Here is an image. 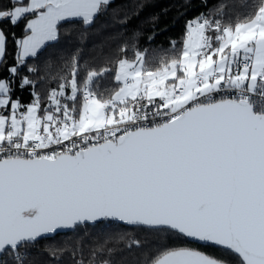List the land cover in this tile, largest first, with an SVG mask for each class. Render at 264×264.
I'll list each match as a JSON object with an SVG mask.
<instances>
[{"label": "snow or ice", "instance_id": "6c2138e0", "mask_svg": "<svg viewBox=\"0 0 264 264\" xmlns=\"http://www.w3.org/2000/svg\"><path fill=\"white\" fill-rule=\"evenodd\" d=\"M109 3L13 0L0 10L13 25L31 17L16 39L12 78H0V256L11 252L22 264L20 249L45 234L116 221L213 244L238 264H264V0L234 25L203 15L189 21L182 50L155 70L146 50L119 59L108 96L95 82L109 69L81 81L74 56L46 96L24 75L16 86L30 87L33 100L13 98L26 58L55 41L62 22L90 25ZM7 39L0 29V64ZM227 91L235 94L217 98ZM149 264L225 261L168 247Z\"/></svg>", "mask_w": 264, "mask_h": 264}, {"label": "trees", "instance_id": "16d2710c", "mask_svg": "<svg viewBox=\"0 0 264 264\" xmlns=\"http://www.w3.org/2000/svg\"><path fill=\"white\" fill-rule=\"evenodd\" d=\"M260 0H112L99 13L92 24L83 25L80 19L62 22L60 34L55 41L46 44L37 57L26 59L24 67L15 77L13 98L23 104L31 103V88L16 86L20 78L29 75L37 81L36 89L43 95L56 87L60 78L69 72L75 56L80 65V79L87 71L109 69L96 82L98 93L105 96L118 87L114 80L119 59H136L137 51H145V63L150 70L170 63L183 48L187 24L196 18L207 16L220 19L222 24L244 22ZM13 7V0H0V10ZM26 17L16 25L8 19L0 20V28L8 34L7 57L0 64V78L11 79L8 67L16 64L18 51L16 39L24 35ZM15 34L13 38L12 34ZM149 37H154L149 41ZM170 41H176L175 49ZM126 47V51L121 48ZM38 71L29 74L28 68ZM179 74V73H178ZM140 240L141 246L129 247L130 241ZM103 247V250L101 249ZM168 247H190L225 263L238 264L237 257L209 243L189 240L187 237L165 229L132 227L112 221L96 225L85 224L74 232L60 234L25 245L22 264H101L111 260L113 264H149L161 250ZM108 249L113 252L109 254ZM52 252L57 255L53 257ZM95 252V258L93 253ZM0 261L18 264L11 252H6Z\"/></svg>", "mask_w": 264, "mask_h": 264}, {"label": "water", "instance_id": "95a60500", "mask_svg": "<svg viewBox=\"0 0 264 264\" xmlns=\"http://www.w3.org/2000/svg\"><path fill=\"white\" fill-rule=\"evenodd\" d=\"M101 222H103V221H101ZM112 222H116V221H112ZM98 223H100V222H98ZM98 223H86V224L96 225ZM117 223H120V222H117ZM120 224L127 225V224H124V223H120ZM83 225H85V224H83ZM80 226H82V225H80ZM80 226H78V227H80ZM128 226H131V225H128ZM132 227H144V226H132ZM76 228H74V229H60V230H57L53 234H45L44 236H42L41 238H39L37 241H39L41 239H45V238H52V237L57 236V235H60V234H66V233H69V232H74L76 230ZM145 228H148V227H145ZM150 229H154V228H150ZM188 239L191 240V241L200 242V241L193 240V239H190V238H188ZM200 243H205V242H200ZM1 258H2V256H0V260H1Z\"/></svg>", "mask_w": 264, "mask_h": 264}, {"label": "built area", "instance_id": "2783aa9c", "mask_svg": "<svg viewBox=\"0 0 264 264\" xmlns=\"http://www.w3.org/2000/svg\"><path fill=\"white\" fill-rule=\"evenodd\" d=\"M194 26V25H193ZM235 93L232 92V91H227V92H224V93H219L217 94V98H220V96L222 95H234ZM253 99H258V96H254ZM21 257L23 258L24 257V253H21Z\"/></svg>", "mask_w": 264, "mask_h": 264}, {"label": "rangeland", "instance_id": "374dc122", "mask_svg": "<svg viewBox=\"0 0 264 264\" xmlns=\"http://www.w3.org/2000/svg\"><path fill=\"white\" fill-rule=\"evenodd\" d=\"M110 1H112V0H110ZM211 35H213V36H215V33L213 32V33H210ZM44 47V46H43ZM42 47V48H43ZM26 59H28V58H26ZM135 60V59H134ZM134 60H129V61H134ZM198 70V69H197ZM117 83H119V82H117ZM29 104V103H28Z\"/></svg>", "mask_w": 264, "mask_h": 264}, {"label": "crops", "instance_id": "0c3cea01", "mask_svg": "<svg viewBox=\"0 0 264 264\" xmlns=\"http://www.w3.org/2000/svg\"><path fill=\"white\" fill-rule=\"evenodd\" d=\"M0 29H1V28H0ZM51 42H52V41H51ZM48 43H50V42H46V44H48ZM46 44H45V45H46ZM45 45H44V46H45ZM29 58H30V57H29Z\"/></svg>", "mask_w": 264, "mask_h": 264}]
</instances>
